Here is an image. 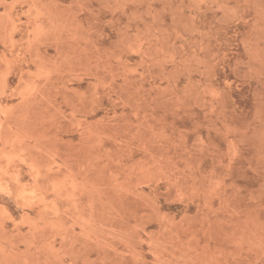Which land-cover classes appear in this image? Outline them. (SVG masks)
Here are the masks:
<instances>
[{
    "label": "rangeland",
    "instance_id": "374dc122",
    "mask_svg": "<svg viewBox=\"0 0 264 264\" xmlns=\"http://www.w3.org/2000/svg\"><path fill=\"white\" fill-rule=\"evenodd\" d=\"M0 264H264V0H0Z\"/></svg>",
    "mask_w": 264,
    "mask_h": 264
}]
</instances>
